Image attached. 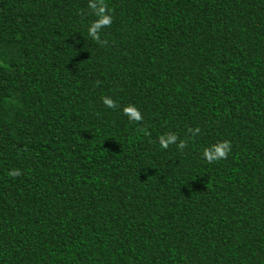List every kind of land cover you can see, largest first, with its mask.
I'll return each instance as SVG.
<instances>
[{"label": "trees", "instance_id": "1", "mask_svg": "<svg viewBox=\"0 0 264 264\" xmlns=\"http://www.w3.org/2000/svg\"><path fill=\"white\" fill-rule=\"evenodd\" d=\"M106 3L0 0V264H264V0Z\"/></svg>", "mask_w": 264, "mask_h": 264}, {"label": "clouds", "instance_id": "2", "mask_svg": "<svg viewBox=\"0 0 264 264\" xmlns=\"http://www.w3.org/2000/svg\"><path fill=\"white\" fill-rule=\"evenodd\" d=\"M88 9L95 19L88 25L87 33L92 41L100 44L102 47L107 44V40L101 38V32L106 28H110L113 23V14L108 8L106 0H88ZM99 83V82H98ZM102 102L105 107L116 110L120 107L116 101L111 97L105 96L102 98ZM122 113L125 115L130 123L140 124L144 117L141 111L133 104H128L122 107ZM138 132L144 135H150V133L144 127L137 129ZM189 139H194L201 132L199 126L187 130ZM158 144L161 149L167 150L171 145H176L177 149L181 152L188 147L187 139H180L176 133L168 132L158 137ZM232 151V144L229 140L217 141L214 144L205 147L201 153V158L208 164H213L221 160H227L229 154ZM20 169H12L8 171L7 175L16 179L22 175Z\"/></svg>", "mask_w": 264, "mask_h": 264}]
</instances>
